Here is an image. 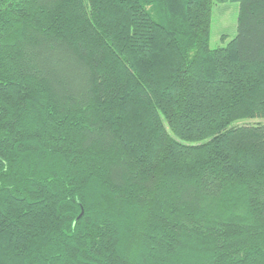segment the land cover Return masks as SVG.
<instances>
[{"label":"trees","instance_id":"1","mask_svg":"<svg viewBox=\"0 0 264 264\" xmlns=\"http://www.w3.org/2000/svg\"><path fill=\"white\" fill-rule=\"evenodd\" d=\"M262 120L264 0H0V264H264Z\"/></svg>","mask_w":264,"mask_h":264},{"label":"rangeland","instance_id":"2","mask_svg":"<svg viewBox=\"0 0 264 264\" xmlns=\"http://www.w3.org/2000/svg\"><path fill=\"white\" fill-rule=\"evenodd\" d=\"M238 4L216 3L211 13L209 46L211 49L224 47L236 35ZM264 123V120L261 121Z\"/></svg>","mask_w":264,"mask_h":264}]
</instances>
